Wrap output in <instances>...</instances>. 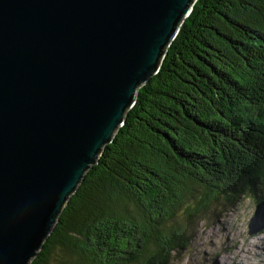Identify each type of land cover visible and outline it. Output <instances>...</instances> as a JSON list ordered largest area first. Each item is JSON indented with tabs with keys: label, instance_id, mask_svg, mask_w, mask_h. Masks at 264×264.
Masks as SVG:
<instances>
[{
	"label": "trees",
	"instance_id": "trees-1",
	"mask_svg": "<svg viewBox=\"0 0 264 264\" xmlns=\"http://www.w3.org/2000/svg\"><path fill=\"white\" fill-rule=\"evenodd\" d=\"M246 195L264 201V0H196L30 264H171Z\"/></svg>",
	"mask_w": 264,
	"mask_h": 264
},
{
	"label": "water",
	"instance_id": "water-1",
	"mask_svg": "<svg viewBox=\"0 0 264 264\" xmlns=\"http://www.w3.org/2000/svg\"><path fill=\"white\" fill-rule=\"evenodd\" d=\"M195 1L0 0V264L37 256Z\"/></svg>",
	"mask_w": 264,
	"mask_h": 264
},
{
	"label": "rangeland",
	"instance_id": "rangeland-1",
	"mask_svg": "<svg viewBox=\"0 0 264 264\" xmlns=\"http://www.w3.org/2000/svg\"><path fill=\"white\" fill-rule=\"evenodd\" d=\"M255 206L248 195L211 205L194 220L190 245L171 264H264V229L248 235Z\"/></svg>",
	"mask_w": 264,
	"mask_h": 264
}]
</instances>
